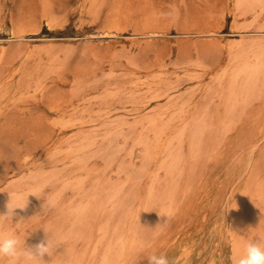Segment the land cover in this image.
I'll return each instance as SVG.
<instances>
[{"label":"rangeland","instance_id":"374dc122","mask_svg":"<svg viewBox=\"0 0 264 264\" xmlns=\"http://www.w3.org/2000/svg\"><path fill=\"white\" fill-rule=\"evenodd\" d=\"M10 197L47 264H236L264 235V0H0Z\"/></svg>","mask_w":264,"mask_h":264},{"label":"clouds","instance_id":"9594fccd","mask_svg":"<svg viewBox=\"0 0 264 264\" xmlns=\"http://www.w3.org/2000/svg\"><path fill=\"white\" fill-rule=\"evenodd\" d=\"M25 208L26 205L13 206L10 197V201L6 205V212L0 213V260H7L10 264H47L44 257L46 255L50 257L52 243L44 227L39 228L44 229L45 239L35 245L28 246L26 245V237L31 232L21 238L11 227L5 228L2 226L3 221H7L9 225L25 221L22 217H19V213L16 211L17 209L25 210ZM262 221H264V217L260 219L257 228H259ZM146 260L147 264H170L169 258L165 254L152 253L146 257ZM236 264H264V235H257L250 239L246 238Z\"/></svg>","mask_w":264,"mask_h":264},{"label":"bare ground","instance_id":"6f19581e","mask_svg":"<svg viewBox=\"0 0 264 264\" xmlns=\"http://www.w3.org/2000/svg\"><path fill=\"white\" fill-rule=\"evenodd\" d=\"M90 3H91V2H90ZM84 4H85V3H84ZM84 4H83V5H84ZM88 6H89V5H88ZM94 6H95V4H94ZM88 8H89V7H88ZM86 10H87V9H86ZM45 11H46V10H45ZM87 12H88V11H87ZM88 13H89V12H88ZM92 14H93V12H92ZM88 15H89V14H88ZM80 20H82V19H80ZM107 29H108V28H107ZM113 29H114V28H113ZM115 30H117V29H115ZM123 46H124V45H123ZM124 48H125V47H124ZM128 50H130V49H128ZM124 51H126V48H125ZM124 51H121V50H120V52H124ZM30 52H31V51H30ZM113 52H114V51H113ZM112 57H114V56H112Z\"/></svg>","mask_w":264,"mask_h":264}]
</instances>
